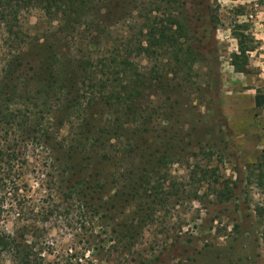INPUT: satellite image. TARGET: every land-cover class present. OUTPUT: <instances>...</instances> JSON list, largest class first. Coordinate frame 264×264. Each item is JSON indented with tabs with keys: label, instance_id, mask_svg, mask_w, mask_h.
Listing matches in <instances>:
<instances>
[{
	"label": "rangeland",
	"instance_id": "rangeland-1",
	"mask_svg": "<svg viewBox=\"0 0 264 264\" xmlns=\"http://www.w3.org/2000/svg\"><path fill=\"white\" fill-rule=\"evenodd\" d=\"M95 1L107 4L106 12L116 18L85 24L68 43H55L64 52L113 54L155 83L153 64L174 51L156 59L129 51L139 45L148 20L183 15L188 42L205 62L187 78L186 93L171 96L162 109L168 113H157L148 123V133L130 139L135 127L129 125L127 137L110 143L116 159L99 166L106 187L89 197L81 190L69 195L70 183L61 178L58 165L57 145L76 136L82 115L69 123L60 111H35L60 110L59 102L50 109L41 100L30 107L20 93L1 94L0 147L19 150L11 171L0 167V177L8 180L1 193L4 228L26 245L34 264H264L262 227L252 212L258 193L244 181L245 167L264 150V101L260 107L255 103L256 96L264 98V0ZM212 17L218 20L216 30ZM23 23L31 39L52 30L37 11L26 14ZM13 49L0 36V81ZM169 79L171 84L185 81L181 73ZM89 87L81 93L82 106L73 110H93L103 122L112 121L101 112L109 110L101 95ZM153 94L156 110L163 98ZM166 134L176 136L168 146ZM142 154H151L149 163L141 161ZM142 168L151 180H143L145 191L125 207L116 188L140 177L136 172ZM237 178L243 183L233 200L219 202L215 181ZM8 264H17L15 256Z\"/></svg>",
	"mask_w": 264,
	"mask_h": 264
},
{
	"label": "trees",
	"instance_id": "trees-1",
	"mask_svg": "<svg viewBox=\"0 0 264 264\" xmlns=\"http://www.w3.org/2000/svg\"><path fill=\"white\" fill-rule=\"evenodd\" d=\"M107 8V4L98 5L95 0H0L2 43L11 45L15 51V55L10 56L11 60H8L10 63L8 62L4 69L5 77L0 81V95L12 93L13 98L15 94L20 93V97L24 99L23 105L30 107L35 106L39 100L43 102L42 106L49 109L54 102H59L60 110L35 111L41 114L60 111L62 117L69 123L74 115H82L81 124L76 126L77 134L74 133L76 136L71 137V140L64 138V142L57 145V150L62 153L58 159L60 176L66 183H70L69 195L81 190L82 194L89 197L104 190L106 183L103 182L100 167L106 162H113L117 155L115 145L110 143L127 137L129 125L134 126L136 130L129 134L130 139H135V136L143 132L148 133V123H151L157 113L162 115L168 113L162 109L168 106L171 96L174 97L180 92L186 93L188 88L184 86L189 81L187 78L192 75L196 66L205 62L201 51L191 47L188 42L189 22L183 15L166 18L163 16L158 20L154 17L148 20L141 30L142 40L139 45L129 51L130 55L135 53L136 57L145 59H156L158 56L162 58L164 52L174 51L167 59L162 58L161 64H156L157 66L153 64L155 69L153 74L158 79L155 83L151 81L152 78L146 82L143 74L137 71L134 64L126 62V59H118L110 53L104 54L103 57H94L88 49L82 56L72 55L55 44L61 40L68 43L74 33L85 24L94 26L96 22L116 18L115 14L106 12ZM34 11L41 14L42 19L52 30L31 39L24 30L23 20L26 14ZM100 18L103 20H99ZM209 22L215 24L218 20L212 17ZM216 29L215 24L214 30ZM179 73L183 75L185 81L171 84L173 81L169 77ZM193 83L195 86L196 82ZM84 86H90V90L94 89V93L101 95L100 101L109 109L101 112L103 116L108 114L112 121L103 122L102 118H97L93 110H73L82 106L79 99L83 98L81 93H84ZM196 89H199V86ZM153 93H159L163 98L156 110L152 105V99L155 98ZM263 101L262 96L255 97L257 107H260ZM59 123L63 125L61 119ZM167 137V134L164 135L165 146H168L170 140H174L176 136L168 139ZM110 146L112 150L107 155L106 149ZM127 146L130 151L132 143L128 142ZM137 146L139 147V144ZM17 152L19 150L15 147L1 146L0 167L3 165L4 170L11 171V163ZM150 157L151 154H142L141 161L143 159L144 164L149 163L147 159ZM87 169H90L91 173L86 175ZM136 173L141 176L136 179L129 178L126 185L116 188L115 196L119 197L118 200L125 207L130 201L138 199L139 192L145 191V184L151 180L148 170L142 168ZM73 176L78 177L74 182ZM245 176L247 186L252 185L258 193V200L252 212L262 227L261 237L264 241V150L254 164L245 167ZM7 181L0 177V264H8L10 257L13 256L17 264H34L30 256L31 251H25L26 245L13 238L3 226L1 193ZM241 183L243 181H239V178L234 181L216 180L213 189L215 198L221 203L232 201L235 190Z\"/></svg>",
	"mask_w": 264,
	"mask_h": 264
}]
</instances>
